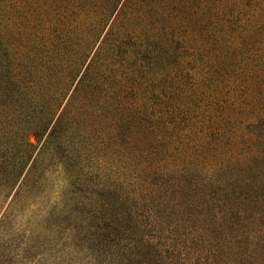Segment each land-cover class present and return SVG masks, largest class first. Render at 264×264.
Returning a JSON list of instances; mask_svg holds the SVG:
<instances>
[{"label":"rangeland","instance_id":"374dc122","mask_svg":"<svg viewBox=\"0 0 264 264\" xmlns=\"http://www.w3.org/2000/svg\"><path fill=\"white\" fill-rule=\"evenodd\" d=\"M143 3L175 12L144 22L167 39L190 36L184 25L217 19L227 4ZM201 5L215 14L185 16ZM76 12L75 1L0 0V264H264V122L243 126L234 153L204 150L214 156L201 173L228 161L210 177L130 181L129 118L113 120L119 82L108 59L88 74L90 115L81 90L69 97L93 53L91 43L78 56ZM59 118L62 130L50 131ZM171 153L163 167L179 165L182 149Z\"/></svg>","mask_w":264,"mask_h":264},{"label":"trees","instance_id":"16d2710c","mask_svg":"<svg viewBox=\"0 0 264 264\" xmlns=\"http://www.w3.org/2000/svg\"><path fill=\"white\" fill-rule=\"evenodd\" d=\"M74 1L78 18L71 30L82 32L78 56L91 43L93 53L69 97L75 100L81 90V113L90 115L95 92L89 89L88 74L104 65L116 72L119 85L112 97L121 109L112 113L113 120L124 115L126 119L119 122L124 124L129 118V147L124 153L129 167L124 175L132 182L148 177L198 179L227 167L228 161H219L209 171L199 170L214 156L205 149L229 147L234 153L243 126L257 119L264 122V0H226L217 19L184 25L191 35L172 39L158 37L159 28L144 23L158 11L169 22L172 9H156L143 0H66V4ZM203 12L215 14L213 6L201 5L185 16ZM170 29L174 31L173 26ZM160 55L167 59L158 64ZM103 59H108L106 64ZM59 122L60 118L50 131L62 130ZM136 126L138 136L133 133ZM175 147L182 149L179 165L163 167ZM139 160L141 169L134 173L131 162Z\"/></svg>","mask_w":264,"mask_h":264}]
</instances>
